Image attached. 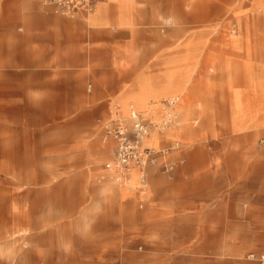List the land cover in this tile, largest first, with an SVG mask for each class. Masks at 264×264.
<instances>
[{
    "label": "rangeland",
    "instance_id": "rangeland-1",
    "mask_svg": "<svg viewBox=\"0 0 264 264\" xmlns=\"http://www.w3.org/2000/svg\"><path fill=\"white\" fill-rule=\"evenodd\" d=\"M112 2L118 9L115 20L106 15L99 24H93L90 19L102 17ZM239 2L248 8L252 5V0H138L140 22L157 26L160 33L158 36L146 33L141 37L137 42L138 52L136 2L112 0L97 13L88 15L85 21L90 28L109 26L117 30L128 26L132 39L121 52L130 58L136 57L138 52V58L125 67L120 65L123 55L116 52L122 46L114 42L117 37L108 30H89L79 20L50 13L51 23H55L50 30L51 100L33 104L44 108L3 110V119L0 118L3 123L0 131V264H32L41 260L70 264H223L222 241L216 238L220 231H223V239L232 241H236V234L253 237L257 230L264 231L242 218L240 213L246 206L250 207L241 200L243 197L237 199L235 219L230 215L232 200L229 198L221 203L211 200L203 211L195 214L187 205L190 195L201 191L200 187L190 186V181L203 180L202 173L194 179L192 171H205L198 151L207 148L202 141L190 147L194 139L189 125L194 115L200 117L209 110L206 101L191 103L189 95L198 53L208 39H194L189 33L201 29H210L214 35L228 32L227 39L237 42L243 37L239 32L248 30L254 40L262 39L264 18L248 15V21L241 23L245 11L238 6ZM260 2L254 0V5L257 12L264 14L259 9ZM17 9L10 0H4V21L21 23ZM22 11V20L32 21L28 8ZM126 19L131 20L130 24H126ZM226 22L230 24L227 28L224 27ZM24 32L39 33L36 30ZM160 36L165 40L164 45L158 43ZM3 42L13 44L11 39ZM174 44L177 45L168 50V57L155 59L163 49ZM190 60L196 62L190 63ZM224 68L229 72L228 82L233 83L239 69L231 73L229 62ZM250 74L253 75L252 65L245 61L243 75ZM216 75L215 69L213 77ZM58 78L60 92L55 88ZM255 80L261 84L256 77ZM126 83L134 84L123 86ZM229 88L234 130L254 129L251 110L255 117L264 116V86L260 89L262 98L251 107L245 100V89ZM171 94L181 96L180 121L171 137L182 139L180 143L187 158L180 167L179 181L170 179L152 165L148 169L147 184L155 206L146 202L140 209L139 200L124 203L116 198L107 200L98 182L100 171L110 157L101 142L102 122L110 112L116 111L118 104L124 110L130 102L141 105ZM143 97L145 101L141 102ZM197 125L203 127L200 118ZM256 126L264 130V119ZM222 141L211 149L240 152L244 148L227 139ZM172 145L174 142L163 149L168 150ZM258 145L261 147L263 142L260 140ZM219 161L224 171L230 164H236L234 170L241 172L238 187L243 186L248 175L258 173L257 186L263 194L264 164L257 166L252 160L242 169L244 164H237L238 158L228 152ZM154 175L160 179L159 186L153 185ZM107 181L102 184L108 183L116 192L122 191ZM239 192L248 191L240 189ZM123 196L126 193L123 192ZM235 221L241 224L234 227Z\"/></svg>",
    "mask_w": 264,
    "mask_h": 264
},
{
    "label": "crops",
    "instance_id": "crops-1",
    "mask_svg": "<svg viewBox=\"0 0 264 264\" xmlns=\"http://www.w3.org/2000/svg\"><path fill=\"white\" fill-rule=\"evenodd\" d=\"M263 1L264 0H261L259 4V9L262 6ZM110 2L104 3L101 6L100 10L103 8L104 5ZM135 2V16L136 22L138 24L136 50L139 52V49L137 48V42L141 37L145 36L146 33H150L152 35L157 36L160 35V33L159 28L157 26L154 27L149 25L148 23L140 22L138 16V0H135ZM10 4L18 7V11L16 13L18 15V19L22 22L20 23L4 21V0H0L1 119H3V110L44 108V106L35 107L33 104L36 102L49 103L51 100V71L49 67L50 30L52 28V24L55 23H51L50 13L55 14L61 18L79 20L83 22L86 26V29L89 30H97L101 32L108 30L113 35V37H117L114 38V42L116 41L122 46L116 51L117 53L122 54L124 57L122 64H120L122 67H125L129 63L135 62L138 58V52L136 54V57L134 58L127 57L121 52L124 51L123 48L130 45V41L132 39V36L129 33L130 30L126 28L128 26L120 27L117 30H113L109 26L90 28L85 21V17L75 19L64 17L57 13V10L54 6L44 5L42 0H10ZM238 6L245 11V15L241 23H243L244 21H248V15L257 14L264 18V14L257 12L256 7L254 5V0H252V5L249 6V8L244 7L242 2H239ZM24 7L28 8L29 16L32 21L24 22V20H22L24 17H22L21 14L23 13L22 10L24 9ZM105 15L111 18V20H115L117 15V5L114 2H112L105 8ZM125 21L128 25L130 24L131 20L126 19ZM229 25L230 24L226 22L224 27L227 28ZM63 29H65V27H63ZM24 30H36L39 31V33L29 35L28 33H25ZM140 31H142V33ZM181 31L184 32L186 30L181 29ZM227 33H224L223 35H214L212 34V31L210 29H201L189 33L190 35L193 34L192 36H194V39H198L199 37H204V39H208L206 45L202 43L201 50L198 53L200 56L197 59L198 64L191 81L190 92L195 102L201 100L206 101L207 105L209 106V110L203 116L199 117L198 115H194L191 124L189 125L190 131L194 139V142L190 147L193 148L196 144L199 143V141H202L205 142L204 145L207 148L205 150L201 149L198 151V158H200V161L203 163L202 168L205 169V171L199 172L197 169H194L192 171L194 179H197L196 175L202 173L203 180L201 182H197L195 180L193 183H191L190 181V186H193L194 188L200 187L201 191L194 193V195L192 196L190 195V201L187 203V205L190 208V211L195 214L196 212L200 213L201 211H203L205 205L211 200L218 201L219 203H221L225 202L229 198L232 200L230 215L232 218L235 219L237 217V209L235 208V205L238 204V200L240 199V197H243V199L241 200H243V202L245 203L248 202V205H250V207L246 206V210L241 213L239 211L242 218L250 221L251 225L255 223L258 225L259 229H263L264 191L262 194V190H260L257 186V182L260 179L259 174L256 173L251 176L248 175L243 180V186L238 187V179L241 172L239 169L234 170L236 164H230L228 170L224 171L220 167L219 159L226 157V153L228 152L231 156H235L238 158L237 164H244L242 169H246L247 165L252 160H255L257 166L260 164H264V144L261 147H259L258 145V142L260 140L262 142L264 141V130L258 129V127L256 126L259 122L264 119V116L261 115L259 117H255L253 110H251V115L253 119H255L253 124L254 129H248L240 132L235 131L231 119L232 94L229 88L238 86L240 88L245 89V100L248 106L250 107L251 105L257 104L260 101V99L262 98L260 89L262 85L264 86V37L262 39L254 40L250 36L248 30H242L239 32L242 33L243 36L241 40L233 42L227 39ZM233 33L236 34L237 31L233 30ZM188 35L186 36V38L188 37ZM7 39H11L13 44L10 45L3 42L5 40L7 41ZM164 41V38L160 36V40L158 43L160 45H164ZM177 44L170 45L168 48L163 49L155 59H162L168 57V50ZM191 51H193V49ZM245 61H250L252 65L253 75H243V64L245 63ZM193 62L194 60H190V63ZM227 62L232 65L231 73H234L236 68H238L240 71L238 77L233 83L228 82L229 72L226 71L224 68V64H226ZM215 69L217 75L213 77ZM255 77L259 80L262 85L256 82ZM60 83V79L58 81H55L56 90H59ZM133 84L134 83H126L123 86ZM88 85L92 86V91L93 83L90 82ZM251 85L254 86V89L248 90ZM172 95L180 96L179 94H171L168 96ZM131 104L133 105L129 107ZM134 105L139 110H142V106L135 102L128 103L126 108H124L125 112L123 110V107L121 111L120 104L116 105L115 109L116 111H119L122 115H127L132 111V109L141 113ZM198 117L202 120V128L197 127V124L199 123ZM103 123L104 122H102L101 124L102 130L100 135L101 142L107 149V153L110 155V157L106 161L108 162L114 158V152L116 150L117 143L113 140H103ZM2 128L3 123L0 120V131H2ZM177 129L178 128L176 125L174 128L169 129L165 134L158 135L153 141V144L158 147L161 151L164 150L163 146L169 144L170 142H183L182 139L179 137H171V135H173V133H175ZM222 139H227L228 142L231 141L235 143L234 145H242L244 146V148H242L240 152L234 150H222L220 152L213 151L211 147L213 145L221 144L223 142ZM0 141H2V139H0ZM173 160L179 161V164L175 167L172 172L168 173L164 170V166L165 164ZM181 160H184V163L187 160L185 149L177 151L176 153L173 152L167 157L160 158L159 163L153 166L159 168V170L170 179L177 178L179 181V170L181 169V165L184 164L183 162H181ZM105 164L103 165V168L100 171V176L106 173ZM107 182L113 183L116 187L118 186L122 190L116 192V194L113 190H106L104 192V190L109 188L110 185L108 186V183H99V186L102 187V195L106 197L107 200L109 198H116L118 201L122 200L120 202L123 203L127 202L130 199L139 200L140 209H143L145 207L146 202H150V204H153L152 206H155L154 200L151 199L152 190H150L149 187L148 191L144 194L139 192L129 193L128 190L122 187L121 184L112 182L110 180ZM153 182V185L159 186V177L154 175ZM240 189H243L248 192H246L245 194H241L239 192ZM123 192L126 193V196H123ZM233 224L235 227L236 225L239 226V224L241 223L236 224L235 221V223ZM222 237L223 231H220L216 238L219 242L222 241L221 247L223 251L221 254V259L223 264H258L256 261L248 259V255H250L251 253L259 254L263 249V230H257L256 234L253 237H240L238 234H236V241H232L229 238L223 239ZM37 263L70 264L68 262L53 263L47 260H41L32 264ZM120 264L123 263L121 262Z\"/></svg>",
    "mask_w": 264,
    "mask_h": 264
},
{
    "label": "built area",
    "instance_id": "built-area-1",
    "mask_svg": "<svg viewBox=\"0 0 264 264\" xmlns=\"http://www.w3.org/2000/svg\"><path fill=\"white\" fill-rule=\"evenodd\" d=\"M44 5L54 6L60 15L75 19L80 17L87 18L93 13L99 3L108 0H42ZM91 88L92 86L89 85ZM177 100L172 99L166 102L167 107H173ZM174 115H169L162 124L158 125L160 132L173 123ZM103 140H113L117 143L114 158L105 164L106 173L98 179L99 183L110 180L115 183L123 182L130 169L135 168L140 172L142 187L146 186L149 177V167L159 163L160 158L167 157L173 152L182 150L180 142L174 143L168 150L156 151L144 146V140L149 136L152 123L137 111H131L124 116L119 111L111 112V115L104 121ZM264 144V141H263ZM184 163V160H181ZM179 164L173 160L165 164L164 170L172 172ZM248 259L264 264V247L259 254L251 253ZM47 264V263H37Z\"/></svg>",
    "mask_w": 264,
    "mask_h": 264
},
{
    "label": "bare ground",
    "instance_id": "bare-ground-1",
    "mask_svg": "<svg viewBox=\"0 0 264 264\" xmlns=\"http://www.w3.org/2000/svg\"><path fill=\"white\" fill-rule=\"evenodd\" d=\"M111 0H108L107 2H110ZM107 2H103V3H99L95 9V11L91 14L97 13L101 6L104 3ZM120 8V7H119ZM261 11H264V6L262 5L260 7ZM118 11V9H117ZM106 15L104 14L102 17H98V18H94V19H90L92 20L93 24H99L100 21L102 20L103 17H105ZM170 18V17H169ZM170 21V20H169ZM171 23V22H170ZM91 24V23H89ZM90 27V26H89ZM177 73V72H176ZM176 75V74H175ZM191 81V80H190ZM188 83V82H187ZM189 86V85H188ZM190 95V100L191 103L195 102V100L193 99L191 92L189 93ZM172 99H176L177 102L173 107H167L166 102L171 101ZM145 101V97H143V99H141V102ZM180 102H181V96L178 95H172V96H168V97H164V96H160V98H155L152 99L144 104H141L142 106V110H139L135 105V107L141 112L140 114H142L150 123H152V127H151V131L148 137L145 138L144 140V146L152 148L156 151H160V149L158 147H156L153 144V141L156 139V137L158 135H163L165 134L169 129L174 128L177 125L178 128V123H179V117H180V111H179V106H180ZM188 104V103H187ZM133 104H131L129 107H131ZM191 105V104H190ZM191 107V106H190ZM130 109V108H129ZM114 110V109H113ZM134 109H132L133 111ZM182 110V109H181ZM191 108H190V112H191ZM122 111V110H121ZM135 111V110H134ZM130 112V110H129ZM169 113H172L174 115V120L173 123L169 126H167L164 130V132H160L158 129V125L162 124V122L164 121V119L169 115ZM130 113H128L127 115H129ZM124 115V116H127ZM189 115V114H188ZM184 131V130H183ZM191 132V131H190ZM191 134V133H190ZM179 142V141H176ZM174 142V143H176ZM176 153V152H175ZM171 157V156H170ZM19 168V167H18ZM140 172L138 169L132 168L130 169L128 176L126 177V179L119 183L122 185V187H124L126 190H128V192H139V193H146L148 191V184L144 187H142L141 181H140ZM161 178V177H160ZM159 182V181H157ZM154 183V182H153ZM109 186V185H108ZM155 186V185H154ZM115 191L114 189H112V187L110 186L109 188L105 189V191ZM116 194V191H115ZM92 197V196H91ZM103 198V197H101ZM109 200V199H108ZM120 200V199H119ZM122 201V200H120ZM118 204V201H116ZM97 206V205H96ZM118 207V205H117ZM120 210V209H119ZM86 211V210H85ZM84 211V212H85ZM90 212V211H89ZM118 216V215H117ZM85 217V216H84ZM88 218V217H87ZM90 223V222H89Z\"/></svg>",
    "mask_w": 264,
    "mask_h": 264
}]
</instances>
